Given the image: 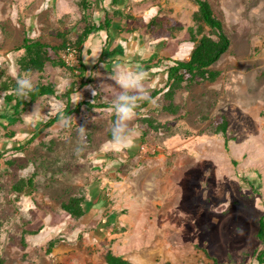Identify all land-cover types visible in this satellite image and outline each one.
<instances>
[{
    "label": "rangeland",
    "instance_id": "rangeland-1",
    "mask_svg": "<svg viewBox=\"0 0 264 264\" xmlns=\"http://www.w3.org/2000/svg\"><path fill=\"white\" fill-rule=\"evenodd\" d=\"M80 1L0 0V88L9 78H17L15 63L22 51L16 48L24 35L56 45V34L67 31L68 38L75 40L86 24L99 21L105 11L112 15L108 1L90 0L84 12ZM206 1L230 40L229 50L211 67L220 75L215 82L179 89L173 99L175 115L163 109L159 95L152 99L155 103L135 110L128 122L134 137L127 148L138 150L133 155L124 150L103 154L105 143L112 141L116 116L112 109L88 105L81 107L78 116L45 128L31 144L26 143L31 128L38 129L63 109L61 101L52 98L39 99L26 109L22 121L12 127L16 134L12 140L0 133V256L4 264H105L107 251L126 256L140 253L129 235L145 237L143 244L148 241L153 252L150 264H206L203 250L223 263L256 264L257 225L264 214V0ZM152 7L158 13L156 27L150 31L146 11ZM121 8L123 18L114 19L113 44H121L125 55L101 62L105 44H99L98 32L86 42L83 59L89 55L87 68H160L156 78L143 84L150 97L165 86L168 60L186 59L193 47L187 30H196L192 16L197 7L193 0H125ZM157 29L164 38L154 39ZM146 72L154 75L155 71ZM95 75V80L89 79L91 89L78 95L80 102L112 104L121 92L114 79L116 71ZM22 76L30 78L33 87L56 84L59 94L71 82H79L69 72L49 65L42 74ZM4 94L0 90V110ZM140 106L142 102L136 108ZM140 116L154 120L152 129L139 123ZM221 117L228 122L225 136L211 134V126ZM135 140L140 141L139 147ZM100 162L105 163L103 168L97 165ZM118 164L119 169H112ZM146 164L153 167L145 175L144 186L156 201L150 189L158 184L161 201L147 205L145 218L151 224L130 233L121 220L125 210L117 212L118 221L115 213L104 212L116 200L106 196L111 189L104 188L100 203L93 204L95 186L90 180H99L94 176L101 177L103 172L107 179L114 173L118 181L128 180L134 168ZM31 176L33 191L21 196L11 191L18 179ZM139 192L137 185L135 193ZM75 195L87 198V214L80 219L60 209ZM99 207L104 210L96 216ZM91 230L98 232L87 235ZM106 233L108 239L100 241ZM50 242L56 255L47 253Z\"/></svg>",
    "mask_w": 264,
    "mask_h": 264
},
{
    "label": "trees",
    "instance_id": "trees-1",
    "mask_svg": "<svg viewBox=\"0 0 264 264\" xmlns=\"http://www.w3.org/2000/svg\"><path fill=\"white\" fill-rule=\"evenodd\" d=\"M109 1L113 7H121L125 0H98ZM197 10L192 16V22L196 26V30L192 27L188 28L189 42L193 44L186 59L168 60L169 65L165 69L166 80L165 86L162 89L154 90L149 100L142 101V106L138 109L146 108L150 101L157 97H161L164 103L163 109L171 114H176V107L173 99L179 89L197 85L201 82H215L220 73L212 70V66L216 64L223 54H225L230 47V40L225 33L223 24L213 13L210 4L206 0H193ZM90 0H81L79 2L80 9L88 11L90 7ZM122 12L119 9L113 10L111 17L105 11L102 20L86 24L83 30L79 33L77 39L70 40L68 38L69 32H62L56 34V45H51L42 42L39 38H30L24 35L22 42L17 51H22V55L16 60V68L18 71L17 78H9L8 82H3L0 88L3 95V109L0 110V133L1 137L6 140H12L15 137V132L12 127L22 121V115L26 109L34 105L39 99L52 98L61 101L63 109L57 112L53 117L49 118L41 127L33 130L30 139L26 142L31 144L45 128H48L55 123L62 120V117L68 119L78 116L83 105H88L95 109H108L112 106L107 104H89L85 102H78L73 104L72 98L78 89L87 86V80L82 81L86 73V65L83 59L84 46L90 36L98 32H105L107 35L108 47L113 44L110 30L113 27V19L122 18ZM157 24V16L150 19L146 24L148 30L152 31ZM157 29L154 37L155 40L164 38V35ZM149 31V32H150ZM124 49L120 45H115L110 51L102 50L99 57L102 60L104 57L123 56ZM72 55V63H67L66 58ZM66 71L79 82H71L62 93H58L56 84L53 83H38L36 84L27 96H20L16 92V80L22 77L23 74L38 73L42 74L47 66ZM164 72V73H165ZM139 123H143L149 129H152L154 120L148 116L140 118ZM228 122L225 117H221L217 124L211 126V134H222L225 136ZM228 142L225 140L224 146L227 149ZM3 163L0 158V165ZM33 177H26L18 179L11 186V191L17 196H21L26 190H34ZM86 198L83 195H75L70 197L65 203H62L60 209L67 216L73 219H80L86 216L85 210ZM256 239L259 242L260 248L254 253V260L256 264H264V214L258 220ZM54 243L50 242L47 247V253L50 254L55 248ZM206 264H228L220 262L217 258L211 256L207 250H203ZM104 260L106 264H134L125 260L121 256L107 251ZM5 259L0 256V264H4Z\"/></svg>",
    "mask_w": 264,
    "mask_h": 264
},
{
    "label": "crops",
    "instance_id": "crops-1",
    "mask_svg": "<svg viewBox=\"0 0 264 264\" xmlns=\"http://www.w3.org/2000/svg\"><path fill=\"white\" fill-rule=\"evenodd\" d=\"M107 5H110V2L109 1H108V4ZM104 7H105L104 9H108L107 6H104ZM121 7H123V5ZM121 7H113V6H111V8L113 10L119 9L120 11H122L123 9ZM150 9L151 10L146 11V15H147L146 17H148L149 20L152 19L153 17L157 16V13H158L157 12V9L155 7H152ZM102 12H104V11L102 10ZM102 19L103 18H101L100 20H102ZM114 23L115 22H114V19H113V22H112V26L113 27L111 28V32H110L112 40H114L113 38H115L114 33H113L114 32ZM98 37H99V42H100L99 44H102L103 41H104V44H105V45L103 44L104 46L101 48V53H102V50L103 49H106V52H107V50L110 51L115 46L114 44H112L111 46L108 47L107 35H106L105 32H99ZM153 42H155V41H153ZM116 45H120L121 46V44H116ZM157 46H159V44H157ZM85 48H86V46H85ZM122 48H123V46H122ZM85 55H86V53H85ZM124 55L125 54H123V56ZM151 55H154V54H151ZM88 56L89 55L87 54L86 55V59L87 60L89 59ZM118 57L119 56H117V58ZM105 58L106 59L108 58L107 61H110V60H112V58H116V57H109V56L107 57L106 56V57H104V59ZM131 58L134 59L133 56H131ZM86 59L84 58L85 65H86V61H87ZM100 61L102 62L103 59L100 60ZM87 67L88 66L86 65V73H85V76H84L85 80H84V78L82 80L84 82L86 80L88 81L87 82V86H85V87L77 90V92L75 93V95L72 98V101H71L72 103L75 102V101L76 102H78V101L80 102V100H81L80 97L81 96L79 97L78 95H82V92H83L84 89H91L90 86H91L92 83H90L91 80H89V79H93V77H94L93 75H95V74H98V73L99 74H102V73H105V72L110 73L112 71H114V72L116 71L117 72L118 70H123V71L128 72L131 75H135V74L141 73V72H143L145 74V72L147 70L154 69V71H155L154 72V75H152V72H150V73L149 72L148 73L146 72L145 78L142 81V83L145 84L152 77L153 78H156L157 73L160 71V68H87ZM93 70H94V73L95 74H92L90 76V74L92 73ZM103 76L106 77L105 75H103ZM95 78H96V75H95ZM95 78L93 80H95ZM150 89L152 90L154 88H150ZM101 104H105V103H101ZM107 105L112 106V104H107ZM93 109H95V108H93ZM109 109H112V108H108V109H98V110H109ZM140 117H146V116H140ZM32 129L33 128H31V132L33 131ZM134 142L136 143L135 145L138 146V143L140 141L139 140H135ZM103 147H104V149L102 150L103 151V154L105 152L106 153H108V152H117L116 150L122 152L124 150V151H127L128 154H131L132 153V155H133V153H136L138 151L137 149L136 150L135 149H131V147L130 148H127L129 146L117 147V146H115L113 144L112 141H107ZM101 161H104V158H101ZM104 164H105L104 162H100L97 165H99V166H101V168H103ZM152 164H146L144 166H140L138 168H134L130 172V173H132L131 176L130 177H127V178H129L128 180H124L125 177H122V180L118 181V179L115 177L114 173L109 174L110 175V177H109L110 179L109 178L107 179L106 177H104V172L103 173L100 172V173H102L101 174V177H99V174H97L96 176H94V177H97V179H99V180H95V181L94 180H90V184L93 183L92 186H95L94 189H93V190H95V192L93 193L94 194L93 195L94 196V199H92V201L96 200V203L93 202V204H99L100 203V199H99V197H101L100 193H102V194L105 195V192H106V191H104V188H106V190L109 188V189H111V192H112V194H110V192H109V194L106 193V196H108V197L109 196L110 197L113 196L116 199L114 201V205L111 206L110 209L109 208H106L104 210L101 207L95 208L96 209V216L99 213L101 214L103 212V210L106 213H108V212L111 211L112 213H115V217H116V219L118 221V213L117 212H121V211H124L125 210L126 211V213H125L126 216H125L124 219H121V220L123 221L124 224L127 225L128 232H130V233L135 232V231L138 232L141 228L142 229L143 228L146 229L147 226L149 224H151L149 222V219L145 218L146 217V214H147V205H148V203L149 202H152V203L157 204L156 201H161L160 200V194H159L160 186L158 187V184H156V186L154 187V189H150L152 191L154 190V192H155V195H156V201H155V200H152V198L149 196V192L150 191H147L148 188L145 187L144 186V183H143L146 173L147 174L150 173L148 170L149 169H152V167H153ZM159 165H162V164H159ZM117 166H118V169H119L120 166H121V164L112 166V169L117 168ZM165 168H167V167L164 166V168H162V170H164ZM141 169H142V171H141ZM158 175H161V173H158ZM153 180L155 181L156 179H153ZM137 185H140L139 195L135 193V190H136ZM86 202H87V198H86ZM116 214H117V216H116ZM91 217H93V216H91ZM143 218H145V220L141 224V221H142ZM121 225H122V223H121ZM96 232H98V231L91 230V231H88L87 235H89V236L90 235L91 236L94 235L95 236L97 234ZM106 235H108V234L107 233L106 234H103L102 235V238L100 239V241L104 240L105 238L108 239V237ZM129 238H130V240L132 238L131 241L134 242V243L132 242L134 244V247L136 248V246H137V249H140L139 250L140 253L136 254L137 253L136 252V253H134L131 256H129V255L126 256V255H123V254H120V255H117V256H121L125 260H128V261H130L131 263H134V264H150L151 263V261H150L151 259L150 258H151V254H153V252H151L150 245L148 246V244H149L148 241H147L146 244H143V242L145 240V237L142 238V237H137L136 235L135 236L129 235ZM94 240L96 242L98 240V236H96V238ZM141 241H143V242H141ZM97 242H99V241H97ZM33 243H35V242H33ZM58 246H60V245H58ZM54 249L50 253L51 255H56L58 253V251L57 250H54ZM104 263H105V260H104Z\"/></svg>",
    "mask_w": 264,
    "mask_h": 264
},
{
    "label": "clouds",
    "instance_id": "clouds-1",
    "mask_svg": "<svg viewBox=\"0 0 264 264\" xmlns=\"http://www.w3.org/2000/svg\"><path fill=\"white\" fill-rule=\"evenodd\" d=\"M145 78L143 72L131 75L126 71L118 70L114 79L121 88L119 95L112 102L116 120L112 128V142L117 147L127 146L132 142L134 130L129 128L128 122L133 119L135 109L142 101L149 100L148 93L143 87L142 81ZM16 92L20 96H27L33 88V82L27 76H22L16 80ZM95 96L96 91H92ZM155 103V101H150ZM67 117H62V122L66 123ZM80 131H83L81 127Z\"/></svg>",
    "mask_w": 264,
    "mask_h": 264
},
{
    "label": "built area",
    "instance_id": "built-area-1",
    "mask_svg": "<svg viewBox=\"0 0 264 264\" xmlns=\"http://www.w3.org/2000/svg\"><path fill=\"white\" fill-rule=\"evenodd\" d=\"M66 58L67 63H72V55H68Z\"/></svg>",
    "mask_w": 264,
    "mask_h": 264
}]
</instances>
